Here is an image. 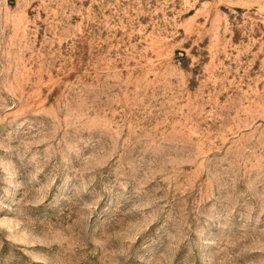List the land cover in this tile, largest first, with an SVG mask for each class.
Segmentation results:
<instances>
[{"label": "rangeland", "instance_id": "rangeland-1", "mask_svg": "<svg viewBox=\"0 0 264 264\" xmlns=\"http://www.w3.org/2000/svg\"><path fill=\"white\" fill-rule=\"evenodd\" d=\"M0 264H264V0H0Z\"/></svg>", "mask_w": 264, "mask_h": 264}]
</instances>
